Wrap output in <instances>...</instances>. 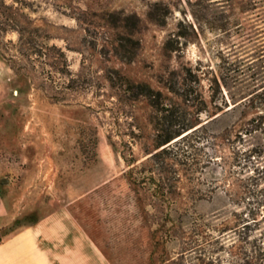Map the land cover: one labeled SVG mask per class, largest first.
<instances>
[{
	"label": "rangeland",
	"instance_id": "374dc122",
	"mask_svg": "<svg viewBox=\"0 0 264 264\" xmlns=\"http://www.w3.org/2000/svg\"><path fill=\"white\" fill-rule=\"evenodd\" d=\"M22 2L50 44L64 50L72 73L84 61L89 84L53 102L0 57V194L7 216L0 243L35 227L41 248L55 247L61 256L67 247L73 264H160L151 259L150 233L165 223L162 214L140 218L123 177L130 149L140 161L153 150V112L143 100L126 105L107 88L100 77L112 66L163 94L165 83L190 77L206 103L199 109L208 111L201 122L218 113L181 144L193 165L180 171L175 208L188 214L174 223L179 229L164 256L171 264H264V133H241L236 125L264 110L253 108L255 100L228 111L229 93L254 90L252 81L236 85L240 73L264 77V0ZM103 14L113 21L131 16L137 25L131 62L103 48L112 33ZM1 37L17 40L12 32ZM101 49L106 56L97 54Z\"/></svg>",
	"mask_w": 264,
	"mask_h": 264
},
{
	"label": "trees",
	"instance_id": "16d2710c",
	"mask_svg": "<svg viewBox=\"0 0 264 264\" xmlns=\"http://www.w3.org/2000/svg\"><path fill=\"white\" fill-rule=\"evenodd\" d=\"M20 4L23 5L22 0H0V57L14 75L27 79L53 102L66 101L68 92H83L89 84L83 73L84 61L81 62L80 70L72 73L64 50L50 44L51 37L48 32L35 25L34 20L23 12V6ZM110 17L109 14H103L100 17V20L110 26L112 31L111 38L105 41L103 48L107 49L111 58L129 63L133 60L139 45L132 37V30H135L137 25L131 16H123L114 21ZM154 22L157 20L154 19ZM9 32L17 35L15 42L2 39L1 35ZM177 48L179 47L168 48L165 45L164 50L176 51ZM102 49L97 54L106 56L107 51ZM242 77L240 73L235 80L236 85L242 87L252 81L254 90L251 92L242 90L239 94L229 93L232 107L229 108L224 101V108L235 111L246 101L256 100L257 103L253 108L264 110V77L257 78L255 74L247 78ZM100 79L110 90L119 91L122 102L126 105L143 100L153 112L149 119L154 131L153 150L146 151V155L140 161L133 159L130 149L131 158L123 156L127 165L123 177L134 195L140 218L146 220L154 215H151L154 211L162 214L160 221L165 223L158 225L150 233L153 242L151 259L160 264H171L173 261L168 255L164 256V252L166 253L167 245L179 229L176 225L174 226V223L188 214L187 210L179 213V210L175 208L176 199L179 196L177 184L180 182V171L186 173L193 165L192 154H186L181 144L203 129L210 121L215 120L218 113L209 117L212 120L206 123L201 122V114L208 111L199 109L200 105L205 106L206 103L195 84L197 81H193L190 77L184 78L181 84L172 80L165 83L168 94L154 90L146 83L134 82L112 66L104 67ZM236 96L240 98L236 99ZM215 108L219 112L223 110L219 107ZM236 125L241 129L239 130L241 133L247 131L264 133V116L252 117L246 122L240 119ZM243 127L246 129L242 130ZM108 139L110 140V137ZM91 153L92 156L95 155ZM167 223L171 225L165 228ZM158 252L161 254L155 257Z\"/></svg>",
	"mask_w": 264,
	"mask_h": 264
},
{
	"label": "crops",
	"instance_id": "0c3cea01",
	"mask_svg": "<svg viewBox=\"0 0 264 264\" xmlns=\"http://www.w3.org/2000/svg\"><path fill=\"white\" fill-rule=\"evenodd\" d=\"M0 194V222L7 221ZM39 230L31 227L11 236H5L0 243V264H73L66 257L68 249L63 246V255L55 254V247L41 248ZM51 233H48L50 235ZM50 238V237H49ZM52 241V240H51Z\"/></svg>",
	"mask_w": 264,
	"mask_h": 264
}]
</instances>
